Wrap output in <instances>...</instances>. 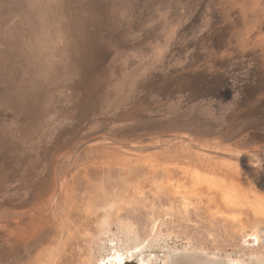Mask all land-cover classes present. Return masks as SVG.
<instances>
[{
	"label": "rangeland",
	"instance_id": "1",
	"mask_svg": "<svg viewBox=\"0 0 264 264\" xmlns=\"http://www.w3.org/2000/svg\"><path fill=\"white\" fill-rule=\"evenodd\" d=\"M191 141V159L170 158ZM254 154L264 0H0V264H100L104 229L122 221L158 264L168 246L206 264L264 256L250 235L264 233V192L199 161L251 168Z\"/></svg>",
	"mask_w": 264,
	"mask_h": 264
},
{
	"label": "bare ground",
	"instance_id": "2",
	"mask_svg": "<svg viewBox=\"0 0 264 264\" xmlns=\"http://www.w3.org/2000/svg\"><path fill=\"white\" fill-rule=\"evenodd\" d=\"M169 90V89H168ZM196 145L194 144V142H190V144H187V153L185 154H177L176 156L174 155H169L170 158L173 160V159H179V160H183V159H186V160H189L191 159L190 156H193L194 155V147ZM136 147V146H135ZM138 148V147H136ZM164 149V148H163ZM164 152H167V151H164ZM146 154H150V153H144V155ZM137 156H140L139 154H137ZM174 156V157H173ZM263 156V155H262ZM262 156H259V155H255L252 156L251 158V162L252 164V167L251 168H248V166H246L245 164L243 165H239V164H228L224 161H221L224 164H222L219 160L218 161H211L210 159H203V158H200L201 160L199 161H203L204 163L206 162V164L210 165L211 166V169L214 170L215 172L217 173H223L225 174L227 177L229 178H236L237 180H239L242 184L244 185H250V186H256V188H258L257 190H255V192H258L260 194H262V192H264V189H263V186L259 187V184H263L264 183V178H262L260 175H259V179L257 180V182L254 184V180L251 176V173H247L246 170L244 168H248V169H252V170H255L254 168L257 167L256 166V163H260V162H263L264 163V157ZM212 159V158H211ZM240 166V168H237L238 171H244V175L241 174L240 172L237 173V170L234 168L236 166ZM254 166V167H253ZM230 167V168H229ZM233 169H232V168ZM261 167V166H260ZM256 171V170H255ZM234 173H236L234 175ZM73 174V173H72ZM248 174V176L246 177L245 175ZM66 175V174H65ZM170 175V174H169ZM243 176V177H242ZM67 178H69L68 176L65 178V180H68ZM251 178L253 179V181L251 180ZM64 180V179H63ZM248 180V182H247ZM167 181V180H166ZM64 182V181H63ZM251 182L253 185H251ZM167 183V182H166ZM230 184V183H229ZM165 185V184H164ZM171 185V184H170ZM60 186V185H59ZM168 186V185H167ZM234 186V189L237 190V186L236 185H233ZM137 187V186H136ZM157 187V186H156ZM158 188V187H157ZM161 188H164V187H161ZM152 189V188H151ZM156 189V188H155ZM160 189V188H158ZM240 189V188H239ZM164 190V189H163ZM163 190H160V194H163V197H166V198H176L178 197V199L181 201V203L184 205V208L185 207H188V204H190V200L187 199V197H185L184 195H181V196H178L175 194V191L173 192L172 189H168V190H165V193H163ZM152 191V190H151ZM156 191V190H155ZM237 192V191H236ZM254 192V191H253ZM146 193V191H145ZM251 193V192H250ZM148 194V193H147ZM153 194V193H152ZM264 194V193H263ZM133 195V194H131ZM106 196V195H105ZM188 196V195H186ZM131 197V196H130ZM128 197V198H130ZM147 197V196H146ZM149 197V196H148ZM162 197V196H161ZM141 198V197H140ZM150 198V197H149ZM261 199H264L263 196L261 195L260 196ZM257 199V198H256ZM51 200V199H50ZM127 201V205H128V200ZM107 204H109V200H108V197H102L100 200H97L95 202V205H98V206H101V207H106ZM123 204L121 203V206ZM120 205H118L119 207ZM121 206L119 208H121ZM125 204H124V208H125ZM129 206V205H128ZM122 213V212H121ZM50 214V213H49ZM65 214V213H63ZM117 215H119L118 217H120V213ZM227 216V215H226ZM229 216V215H228ZM58 218L56 219L57 222L60 224L59 228L62 226V229L60 230V235H59V239L57 242H54V243H57V247L61 248V243L63 241V236H64V231H65V222H67V218L64 217V215H62V213H58ZM107 217H108V213L105 211L104 212V218L107 220ZM121 221H122V218H120ZM232 219V218H231ZM112 220V219H111ZM124 220V219H123ZM235 220V219H234ZM95 221V220H94ZM157 221V220H156ZM155 222V221H154ZM153 222V223H154ZM111 224L113 223V220L112 222H110ZM95 224V223H94ZM109 224V225H111ZM114 224V223H113ZM119 224V223H118ZM57 225L56 222H50V220L47 221V226H46V229L47 230H53L54 229V226ZM58 226V225H57ZM69 227V226H68ZM71 227V226H70ZM119 227V232L117 233H112V230L109 231L110 229V226L107 228V229H104V238L107 239V243H109L107 245V243H103L104 246H102L101 248V251H97V254H99L101 256L100 260H98V263L100 264H124L126 260L128 259H131L133 258L135 255H140L138 256V260H137V263L138 264H158V257L156 258V256L154 254H145V251L143 248H149L150 246H153V245H149L148 242L145 244L143 241H141V237L138 235L137 231H136V227L133 226L132 222H124L122 221L120 226ZM154 227H156L154 225ZM154 227H152V230L154 229ZM73 229L75 230L76 227L74 226ZM92 229V228H91ZM103 229V228H102ZM101 229V230H102ZM118 229V228H117ZM151 229V228H150ZM69 231V230H68ZM72 231V230H71ZM85 231V230H84ZM161 231V230H160ZM87 232V230L85 231ZM154 232V230H153ZM70 233V231H69ZM157 233V232H155ZM154 233V234H155ZM163 232H161L160 234L162 235ZM152 234V232H151ZM263 231L262 230H257L255 231L254 233L250 234L253 238L252 240H260V239H263L264 238V235H263ZM157 235V234H156ZM168 236V235H167ZM68 237V235H67ZM71 237H74V234L71 236ZM98 237V236H97ZM140 237V238H139ZM152 238V237H151ZM99 239V238H98ZM104 239V241H105ZM57 239H55L56 241ZM97 240V239H96ZM161 240L163 241L164 239L163 238H159V239H156L155 240V245L157 246V244H160ZM250 239H246L247 241V246H250L249 245V241ZM103 241V242H104ZM102 242V241H101ZM100 242V244H101ZM66 243V241H65ZM84 243V242H83ZM99 243V242H98ZM96 243V244H98ZM246 243V242H245ZM153 244V243H152ZM102 245V244H101ZM55 246V245H54ZM96 246V245H95ZM53 247V245H52ZM51 247V248H52ZM88 247V246H87ZM89 248V247H88ZM49 249V248H48ZM53 249V248H52ZM51 249V250H52ZM167 252H168V255H166L163 259V263L164 264H206L205 261L199 259V258H194V257H187L185 255H183L182 253L181 254H177V252L175 251V249L173 248L172 249V246L171 247H167ZM50 250V251H51ZM193 251V250H196L194 247H187V248H184L183 251H180V252H187V251ZM59 251V250H58ZM90 251V250H89ZM93 252V251H92ZM67 253V252H66ZM90 253V252H89ZM143 253V254H142ZM196 253V252H195ZM64 255L65 252L63 253H59V255ZM94 254V253H93ZM96 254V255H97ZM95 255V256H96ZM85 256V255H84ZM216 255H213L211 257L213 258H210L208 259L210 262H208V264H264V256L263 255H260V254H254V253H250V256L248 257V259H233V258H230L229 256L228 257H215ZM53 257V256H52ZM81 257V256H80ZM79 257V258H80ZM50 258V257H48ZM99 258V257H98ZM107 258V259H106ZM92 259V258H91ZM41 261V259H40ZM39 263L38 264H42V263ZM96 261V260H95ZM94 261V262H95ZM65 264H68L66 263L67 262V258L65 259H62V260H58V264H62L64 263ZM86 262V261H85ZM97 263V262H96ZM44 264H46V262L44 261ZM77 264H81L80 261L77 262ZM93 264V263H92Z\"/></svg>",
	"mask_w": 264,
	"mask_h": 264
}]
</instances>
